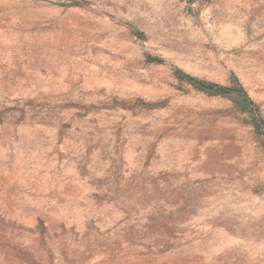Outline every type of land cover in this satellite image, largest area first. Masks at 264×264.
Here are the masks:
<instances>
[{
    "label": "rangeland",
    "instance_id": "obj_1",
    "mask_svg": "<svg viewBox=\"0 0 264 264\" xmlns=\"http://www.w3.org/2000/svg\"><path fill=\"white\" fill-rule=\"evenodd\" d=\"M80 1L0 0V264H264V128L173 74L264 122V0Z\"/></svg>",
    "mask_w": 264,
    "mask_h": 264
},
{
    "label": "trees",
    "instance_id": "obj_2",
    "mask_svg": "<svg viewBox=\"0 0 264 264\" xmlns=\"http://www.w3.org/2000/svg\"><path fill=\"white\" fill-rule=\"evenodd\" d=\"M184 1L192 2L193 0ZM70 3L80 5L82 1L70 0ZM147 60L156 62L161 61V59L153 56H148ZM173 74L178 82L185 83L197 91L203 92L207 95L224 96L231 98L234 105L240 107L241 111L250 113V115L253 117L252 124L255 129L264 128V122L262 117L259 116V110L257 105L253 102L243 84L232 71L230 72V75L228 77L227 84H221L215 81L198 78L182 71L179 68H174ZM179 89H182V87L179 86ZM141 103L147 107H155L159 105L158 103H148L142 101ZM39 228L41 229V234L43 237L45 232V226L43 224V221H39Z\"/></svg>",
    "mask_w": 264,
    "mask_h": 264
}]
</instances>
